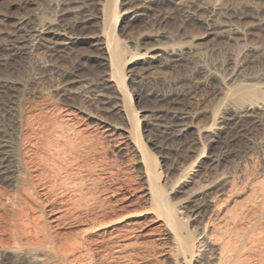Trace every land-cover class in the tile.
I'll list each match as a JSON object with an SVG mask.
<instances>
[{"label": "rangeland", "instance_id": "rangeland-1", "mask_svg": "<svg viewBox=\"0 0 264 264\" xmlns=\"http://www.w3.org/2000/svg\"><path fill=\"white\" fill-rule=\"evenodd\" d=\"M176 2L0 0V45L31 24L86 20L0 65V81L17 86L0 93V107L12 101L19 121L10 140L17 171L0 179V247L10 250L0 251V264L35 247L19 230L24 212L42 224L45 249L81 243L72 264H196L199 255L172 259L180 250L161 219L207 171L225 180L217 206L175 222L172 235H210L207 250L228 244L232 260L248 256L240 234L264 211V0ZM230 18L237 31L229 33L219 23ZM104 38L121 49L116 99L95 86L114 73ZM164 49L184 58L167 61ZM234 112L242 115L236 123ZM174 113L184 114L181 131L165 130ZM150 188L162 200L149 199ZM257 256L248 264L260 263ZM47 264L65 263L54 256Z\"/></svg>", "mask_w": 264, "mask_h": 264}, {"label": "bare ground", "instance_id": "bare-ground-1", "mask_svg": "<svg viewBox=\"0 0 264 264\" xmlns=\"http://www.w3.org/2000/svg\"><path fill=\"white\" fill-rule=\"evenodd\" d=\"M196 2H197V0H182L181 3H179V2H176V3H179V5L180 4L183 5L186 3L187 4H189V3L193 4ZM198 7H199V4H198ZM201 7L203 9L205 8V10L207 8L212 9V11H213V9H215L214 6H211V8H210L209 6H203L202 5ZM67 9H65V10H67ZM63 10L61 8V11H63ZM75 10L77 12V8ZM86 13H88V12H86ZM245 15H247V14L241 13L237 16L239 17V16H245ZM74 16H75V14H74ZM76 16H77V14H76ZM235 17L236 16H234V17L232 16L231 18H235ZM231 18L228 21H226L225 24L219 23V26H220V24L226 25L228 28V30H226V31H228L229 33H230V31L231 32L237 31V27L235 25H233V23H232L233 21H230V20H232ZM64 20H66V17ZM57 21H59V20H57ZM85 21H86L85 19H82L81 21L79 19V22H72V23L71 22L67 23L65 21L66 24L62 28H59L56 24H54L52 22H44V23L40 24L39 26H33L32 24L28 25L27 28L25 27L26 29H23V33L19 37L17 35L15 36V34H13V36H12V38H10V40H8L4 44L0 45V51H1L0 53L3 52L2 54H0V65H5L8 61H13L16 58H23L25 60V58H27L26 56L30 52V48L35 47L36 44L39 45L40 40L44 39L45 34L50 33V34L54 35L57 33V31L59 33L61 31H64V32L69 31V33H70V31L73 30L74 28H77L79 26L82 27V25H84ZM55 23H56V21H55ZM227 23H229V24H227ZM60 24H63V23H60ZM20 29H21V27H20ZM70 35H71V33H70ZM68 37H69V35H68ZM45 39H47V38H45ZM108 42L109 41L104 38L103 43L105 44L106 53L108 54V58L110 60L111 66H112L111 71H112V73L114 72L113 73L114 75L109 74V76H107L106 78H104L102 80L100 79V83H96L97 85H95V86H96V88H98L97 91L100 90L99 94H101V95L103 94L104 96H106L108 98H113V99L115 98L116 99L117 96L115 94H117V93L119 94V92H117V89H115V87L113 88V85H116L115 81H117V78L115 77V75L116 74L119 75L120 71H121V69H120L121 49L117 48L114 43H111V42L108 43ZM162 52H164L162 56L167 57L166 60L170 61V62L176 61L177 57H180L182 55L181 53L176 52L175 49H164V50H162ZM183 56L184 55H182V57ZM196 72L199 75L202 73V71H199V70H197ZM113 77H114V79H113ZM189 80L190 79H186L180 83L182 85H185V84L187 85ZM185 87H186V89H183L182 91L186 92V93L189 92L191 87H187V86H185ZM16 90H17V86L15 85L14 81L8 80V79L0 81V93H6V94L10 93L11 94V93L16 92ZM0 109H1L0 110L1 111L0 112V179L5 181V180H8L9 176L13 175L17 171V162H16V158H15L14 153H13L14 152L13 146H12V143L10 140H11L12 136L16 135L14 127L16 124H18L19 121L16 120V118L14 116V113H13L14 107H13L12 101H7L6 103H4L0 107ZM244 114L248 115L251 118H254L255 122H258L254 113H244ZM183 115H181L180 113L179 114L174 113V115L171 116L173 120L170 122H167L168 124H167V126H165V130L166 129L168 131L174 130V132L175 131H181L182 126H183V124H182ZM240 116L242 117V115H238L237 113L234 112V114H231L229 116V120L236 123L235 120H237V118ZM248 116H246V117H248ZM184 122H186V121H184ZM185 125H186V123H185ZM205 130H207V129H205ZM125 137L127 140L126 135H125ZM57 152L58 151H56V154H57ZM213 161H215V160L210 159L209 162L213 163ZM45 164H47V163H45ZM49 169H51V168H49ZM52 169L53 170H51V171H55L58 168L55 165H53ZM206 174L207 175H205L204 177L206 178L208 176L207 179H202L201 182H199V184L196 186V189H193V190L191 189L192 191H190L188 196L185 198V202H183V204L180 205V207L177 209V212L175 211L174 213H169V214L166 213V216L161 219L162 224L164 226H166V228H167V225H169L168 235L172 236L173 241L178 246V248L180 250V254H181V256L180 255L172 256L171 254H170V256H172V259H174L175 261H178L180 259V257H185L187 254L190 257H192L194 255L197 257L199 255V260L196 261V264H248L250 262L251 256L258 255L257 257L260 261V263H258V264H264V226L259 223L260 216L264 215V211L262 209L260 210V215L257 218H255L253 220H247L246 230L242 231L240 234L241 235V239L239 240L240 241V251L248 254V256L243 260H236V261L232 260V256H233L235 250L232 246H229L228 244H226L225 246H217L215 249H212L211 251L207 250V247L209 245H211V243H212L209 239L210 235L206 236V238H204V239H201V241H199L197 238H195V239H197L196 242L194 241V238H192V237H191L192 239L188 238L189 235L187 234V232H186V236L185 235L179 236L175 233L172 235L170 228H172L174 231H176V229H177V231L180 230V227L176 223L183 222V221L189 219L191 216H194V217L198 216L203 210H206L207 212L212 211L211 209H213L215 205L217 206L216 202L218 201V198H219L218 196L222 194V188L225 184L224 177L222 176V174L219 176L218 175L212 176L209 171H207ZM197 177H198V175H197ZM61 181H60V183H61ZM196 181H195V183H196ZM63 183L65 184V182H63ZM67 185L69 187V184H67ZM22 191L26 192V189L22 188ZM146 194L149 195V199L155 198V199H157V201H160V199H161V198L157 197L158 194H157L156 188H150V190H148ZM26 196L29 197L31 195L29 194V196L28 195H26ZM255 211L256 210H254L252 212H248V213L254 214ZM176 214H181V217L178 218L176 216ZM248 215L249 214H246L245 217L248 218ZM18 226H19V230H20V233L22 234V236H24L25 238H28V240H30V242L33 245H35V247L30 252H25V253L13 252V253H11L10 258H11V262L13 264H47V261L50 259H53L54 256L61 257L62 261L65 264H72L73 262H76L77 259L80 257V253L76 250H77V248L80 247L81 243L77 242V241H71V242H68L66 244L55 245V249L53 251L51 248L45 249L43 247V245H45L47 243L48 239L45 238L46 235L44 234V228H43L42 224L39 223L37 216H34V215L32 216V215H29L27 212H24L19 218ZM92 228H94V226L90 227V229H92ZM86 230H88V227L83 229L82 231L86 232ZM193 241L195 242V244L193 243ZM0 251L2 254L10 252L9 249H3L2 247H0ZM203 252L205 254L202 255ZM175 264H176V262H175Z\"/></svg>", "mask_w": 264, "mask_h": 264}]
</instances>
